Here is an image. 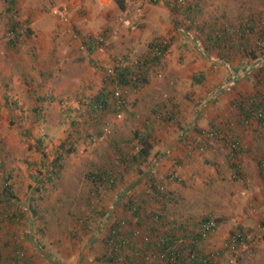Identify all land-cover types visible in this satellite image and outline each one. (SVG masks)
I'll return each instance as SVG.
<instances>
[{
	"label": "rangeland",
	"instance_id": "rangeland-1",
	"mask_svg": "<svg viewBox=\"0 0 264 264\" xmlns=\"http://www.w3.org/2000/svg\"><path fill=\"white\" fill-rule=\"evenodd\" d=\"M155 1L124 0L122 10L117 6L116 0H17L13 18H16L21 25L15 28V32L17 31L19 35L11 40L9 36L12 34L8 26L12 13H7L8 0H0V70H2L0 160L6 161L9 168H20L19 165H26L25 163L30 161L35 165L31 172L22 171L16 175L14 189L17 194L25 197L26 192L31 191L34 183L32 176L36 174V163L42 156L48 155L49 159H53L55 149L60 147L62 141L73 138L75 134H83L81 139L72 143L74 152L70 156L71 161H65L59 167L54 183L48 185L50 190L39 205L41 214L36 216L38 227L45 226L46 229V232L40 233L36 225L34 228L36 243L45 246L44 250L52 259L59 262L58 264H94L96 262L94 260L98 259L99 253L104 248L102 241L86 248L84 244L89 236L88 232L82 235L78 228H76L78 230L76 239L65 235L67 226H70L72 231L74 228L72 222L67 224L68 218H72L75 213L74 210L70 213L68 208L73 205L78 207L83 201L86 202L85 198L89 194L88 192L86 195L87 186H82L81 178L86 171L84 164H87L94 153L92 150L97 148L106 150L107 147H111L109 145V142H112L111 138L120 134H127V137L133 138L134 130H143L145 117L150 116L153 109L158 108L156 103L161 101L168 102V108H171L172 100L181 103V112L173 114L171 118L169 116L158 123L155 122L153 126L148 125L150 127L148 130L152 132L155 141L153 150L157 152L167 150L165 153L167 158L160 162V167L165 169L166 165L175 163L176 158H191L184 165H177L181 181L175 183V190L181 193L183 201L178 209L182 213H185L184 211L192 213L193 215L190 216L194 218L205 213L222 218L224 234L221 238L214 239L215 235L213 238L212 236L205 238L206 241L209 240L207 246H212L214 250L218 249V246L222 248L233 234L241 230L248 232L242 242L240 240L238 253H228L222 258L215 256L217 264H229L233 263V260H239L238 263L233 264H251L249 261L254 260L250 259L245 249L254 244L252 240H260V237L264 236V179H257V176L254 178L252 174H247L246 166L242 162L244 172L240 179L236 178L233 170L226 164L225 144L222 145L217 141L218 138H207L204 133L197 134L200 128L214 134L213 130L207 128V119L209 115L216 114V125L222 131L220 135L232 136L239 133L252 138L250 132L253 127L245 125L247 131L240 130L242 128L240 125L229 129L225 120L233 112L229 102L237 91L244 92L242 97L244 98L245 95L250 96L259 87L264 86V62L259 67L255 65L256 59L248 54V51L254 50L261 55L260 52L264 50V46L258 47L261 32L257 31L256 24L260 22L259 20L264 22V0H198L201 3L198 6L202 7V10L196 15L195 23L222 24L224 29L228 30L230 37L224 39L227 44L225 51L230 53V62L246 64V66L252 62L255 68L248 76L245 74L246 77L240 79L226 98L227 101L218 98L215 103H207L203 111L204 118L201 119V124L205 125H197L195 128L187 126L195 113L194 107L199 102V98H203L207 93V84L205 81L191 84L193 74L205 72L208 86L214 87L226 78L227 70L221 66L223 64L211 65L212 61L205 58L193 41L187 39L185 34L178 30V27L185 28L180 20L183 15L172 11L163 3L164 0ZM58 11L64 14L65 19L58 15ZM245 20H257L253 21L256 30L240 35L242 33L240 28ZM79 25L82 26L81 29ZM28 27L31 30L30 34L24 32ZM76 31L105 36L104 45L98 48L100 52L102 51V60L100 56L92 55L98 49L90 54L79 50L77 39L74 40L70 36L76 34ZM198 35L203 36L201 33ZM158 36L163 39L173 37L169 54L162 56L157 64L150 66L148 82L137 89H130L128 93L124 92L125 88L120 86L117 80V71L120 67L131 65L139 56L146 54L149 44ZM55 39L68 42V49L75 56L65 60L67 64L61 63L55 56L45 57L46 54L52 55L53 50H56L52 47L55 46ZM134 41L139 47L136 48ZM118 47L125 50H130L131 47V52L125 53ZM217 49L218 46L211 48L209 55H216ZM61 50L66 52L67 46L62 45ZM108 68L114 71L112 79L106 72ZM41 71H44V74ZM105 86L118 92L122 90L120 93L124 95L127 103L124 105L125 109H118L111 98L110 105L96 121L89 113V101L103 91ZM153 90L156 93H150ZM173 93H177L176 98ZM224 94L228 92L225 91ZM42 95L44 99L39 100L38 96L42 97ZM38 107L42 109L43 119L41 117L38 119L36 115ZM183 126L187 128L185 133L181 131ZM104 128L110 131L109 134L104 139L102 136L101 140L97 139L95 130H104ZM256 131L259 133L255 131L252 133L264 137V126ZM70 132L74 135L70 136ZM202 139L207 141L202 143L203 147L207 146L203 150L197 147V142L200 143ZM244 141L248 142L249 139L244 137ZM133 145L134 143L127 139L121 148L136 151L141 146ZM147 169L148 166H142L143 172H147ZM127 171L129 175L122 184L127 186L132 182L129 186L132 187L136 181H139L142 173L130 169ZM257 181L259 184L256 183ZM118 190L119 186L110 191L112 196L104 201L106 207ZM194 192L202 196V200L191 201L196 196ZM48 205L53 206L50 211L46 209ZM193 217L191 218L194 219ZM0 235H2L1 244L6 246L10 239L3 241V238L5 240L7 238L1 230ZM54 239L58 241L57 244L52 243L55 242ZM17 240L21 243L19 237ZM82 251L83 260L80 259ZM243 253L244 257H242ZM45 260L47 261V258Z\"/></svg>",
	"mask_w": 264,
	"mask_h": 264
},
{
	"label": "trees",
	"instance_id": "trees-1",
	"mask_svg": "<svg viewBox=\"0 0 264 264\" xmlns=\"http://www.w3.org/2000/svg\"><path fill=\"white\" fill-rule=\"evenodd\" d=\"M152 1L156 2L155 0ZM16 2L17 0H8V5L6 7L7 13H12H10L11 17L9 18L10 24L8 29H10L9 32L11 34H15L13 36L10 35L12 36L11 40L16 39L15 37L19 35L17 31L15 32V28L21 25L16 18H13V16H15L13 12ZM116 2L120 9L123 10L124 0H116ZM163 3L170 7L172 11L177 12L179 15H183V18L180 20L182 24L185 25V28L182 27L181 30L178 27V30L182 31L187 39L193 41L196 48L205 58L212 61L211 65H215V63L220 65L223 64L227 70L226 78L214 87L208 86L209 83L207 82L205 72L193 74L191 84L202 83L204 81L207 84L206 95L204 94L205 96L201 98V100L194 107V118L200 120L204 118L205 113L203 111H205L204 108L207 103H215L218 98H221V95H223L225 91L231 93V90L235 89V86L240 79L245 78L253 72L252 70L255 66L252 62L247 66L246 64L240 65L230 62V53L225 51L227 44L224 40L229 37L228 30H225L222 24H219L218 22H213L212 24H207L206 22L205 24L200 25L195 23L196 15L199 14V10H202V7H199V4L201 3L198 0H184L183 3L180 0H164ZM253 21L256 22L257 20ZM253 21L245 20L240 30L245 32V29L249 28L248 31L252 33L256 30L257 24V31L261 32L259 33V37L261 36V39H264L263 20H259L260 22H257L256 24H254ZM260 23L262 24L258 26ZM30 31L31 30L28 27L24 32H26V34H30ZM198 33L203 34V36L199 37ZM240 35L243 34L240 33ZM70 36L74 40L77 39L78 48L81 52L83 51L79 46L80 43L87 44L88 39L93 40L95 37L93 34H83L81 31H76V34L74 33ZM172 38L173 37L163 39L160 36L156 37L154 41L149 44L147 50L148 52L146 54L139 56L131 65L120 67L117 71V80L119 81V85L126 89V93H128L130 89H137L141 85L143 86L146 82H148L150 79V66L157 64V61L160 60L162 56L169 54ZM261 39L258 41V47L260 48L264 46V40L261 41ZM262 42L263 44H261ZM214 46L215 48L216 46L219 47L216 51V55H209V51H211V48H214ZM263 51L260 52L261 55L254 50L248 51V54L256 59L255 65H259V67L264 62ZM49 74H51V72H49ZM245 74L246 76H244ZM113 76L114 74L111 75L110 78ZM263 87L264 86L255 90L250 96H248V94L245 95L244 98H242L244 92H236V95L233 96L230 102L233 112L229 114L227 120H225L226 126L228 125L229 129L240 125V127H242L240 130L247 131L245 125H249L250 128L253 127L251 129L252 132H258L256 130L262 127V122L264 121ZM107 88L108 86H105L103 91L99 92L97 96L93 97L89 101V113L92 114L91 117L96 119V121L98 120L100 114L104 112L106 107L110 105L109 101L111 98L114 103L118 105V109H125L124 105H126L127 100L124 95L120 93L117 97L114 95L115 91L113 89ZM36 94L38 95L37 91ZM173 95H175L174 98H176L177 93H173ZM38 97L39 100L44 99L43 95L42 97ZM167 103L168 102L166 101L157 102L156 105L158 108L153 109L151 115L145 117L146 121L144 119L145 123L143 125V130H134L133 138L131 137V139H128L131 143H134L133 146L135 147L138 146L136 144L141 145L138 150L133 151L129 149L127 151L120 146L116 147L113 142V138H111L112 142H109L111 147H107L106 150H108V148L115 149L114 159L112 157L105 158L102 150H99V154L97 153L96 156L89 158L88 162H86V171L81 179L87 186L86 195L88 192L89 194L85 198L86 202L83 201V203L78 207L73 205L68 208L70 209V213H73V210L75 212L73 213L72 218H68L67 221V224L72 222L74 228L72 231L70 226H67L65 234L72 239H76V233L78 232L76 228H78L80 234L82 233V235H85V233L88 232L87 234L89 236L87 237V241L84 246H91L98 241L103 242V239L104 243L109 240L118 245L115 250L113 248L112 250H109V247L104 244V251L99 253L98 259L94 260L96 261L94 264L146 263V260L142 261V259H140L141 256L139 253L142 250L150 249L151 246H133L130 242L125 243V246H123V242L127 241L131 235L127 232H115L114 230L119 229L120 225L114 222L111 226L107 227L111 220V215L116 214L119 210H121L123 215L126 217L132 213L133 219L135 218L138 221V226L141 230L144 229L145 233L148 235L158 236L163 233L165 235L166 232L162 231L163 227L165 230H172L171 232L181 230L183 236L187 238L188 236H191L189 234L193 231L194 226V233H196L195 236H197L199 241H203L204 243L206 241L205 238L211 234L209 230H203L205 229V223L210 220L208 215L203 214V216L201 215L195 220L190 216L193 215L192 213H187V211L182 213L181 210L178 209L183 201L181 193H178V191L175 190V183L181 181V174L177 165H184V163L186 161H190L191 158H176L175 163L166 165L165 169L159 171L160 173H157L158 171L155 169L159 165V155L165 153L167 150L163 152L161 151L162 153L153 152L155 141L152 138V132L148 130L150 129L148 125L151 124V126H153L155 122L158 123L166 117L168 118L170 116L171 118L173 114H180L181 112V103L172 100L171 108H168ZM182 104H184V102ZM41 111V107L36 109L38 119L42 115ZM113 111H115V109H113ZM41 119L43 118L41 117ZM208 125L207 128L213 130L214 132L213 137L218 138L217 141H220L222 145L225 144L227 149L226 164L233 170L236 178L240 179L243 172L241 156L251 151V144L257 147V141L259 139L256 138L255 142L250 143V141H244V136L246 135L239 133L232 136H227L226 134L220 135L222 131L218 129V126L216 125V118H214V121ZM191 127L195 128L194 124H191ZM212 127L216 129H213ZM186 130L187 128L184 126L181 127V131L183 133L187 132ZM203 131L204 129L200 128L197 131V134L200 135L202 133H206V131ZM230 131L233 132V130ZM102 132V130H95L96 136H101ZM69 135L73 136L74 133L70 132ZM82 136V133L75 134L73 138L62 141L60 147L55 149L53 159H49L48 155H44L40 158V161L36 163V174L32 176L34 183L33 185L31 184V191L26 192L27 194L25 197L19 196L14 189L16 188L15 177L21 169L17 167L9 168L5 163L6 161L0 160V230L7 238L6 240L3 238V241H9L8 239H10V241L6 243V246H3L0 241V264H36V254H29L26 249H32L35 253L36 250L38 251V249H40L44 253L43 256L47 258V261L52 262L50 264L59 263H57L54 258L52 259L49 253L44 250L45 246H41L36 243L34 234V228H36V225L38 229L37 231L40 233L46 232L45 226L42 228L41 226L38 227V224H36V216L38 217L41 214V208L39 205L42 203L41 200L44 199V195L50 190L48 185L50 183H54L59 167L65 161H71L70 156L74 152V146L72 143L81 139ZM255 136H257L256 133ZM132 139H134V141H132ZM205 141V139H202L200 143L197 142V147L201 150L206 149L207 146H202V143H205ZM76 151H78V148ZM69 157L70 159H68ZM25 164L28 173L31 172L33 170V166H35L31 161L26 162ZM144 165L148 166L150 173L145 171L143 172L142 166ZM258 166L260 167V170L264 171L263 154L261 155ZM37 167H39V169H37ZM129 169L131 171H140L142 175L145 173L143 176L141 175L139 181H137V183H135L132 187H129L132 182H130L127 186L122 184V182L124 183L126 176L129 175L127 174L129 173L127 171ZM152 170H154L153 173L151 172ZM140 182L142 183V188L140 190L142 193L139 194L137 191L140 186ZM118 186L119 190L116 192L115 196H113L114 198L112 201L109 202L108 207H106L104 205V201L112 196L110 191ZM52 207L53 206L48 205L46 208L47 211H50ZM43 224H46V222H43ZM196 229L198 230L196 231ZM103 230L105 231V235L101 238L104 233ZM169 235L173 237L172 234L169 233ZM1 237L2 235H0V240ZM18 237L21 240V243L18 242ZM53 241H55V239ZM52 243L57 244L58 241ZM167 247L168 246H160L158 251L163 252L167 249ZM180 249L181 251H193L197 249L198 254H202V251H200L196 246H190V242L188 246H181ZM83 256L84 254L82 251L80 254L81 260H83ZM182 259L185 260L186 256L183 255Z\"/></svg>",
	"mask_w": 264,
	"mask_h": 264
},
{
	"label": "crops",
	"instance_id": "crops-1",
	"mask_svg": "<svg viewBox=\"0 0 264 264\" xmlns=\"http://www.w3.org/2000/svg\"><path fill=\"white\" fill-rule=\"evenodd\" d=\"M118 6V5H117ZM101 13V12H100ZM72 27V26H71ZM79 27H80V29L82 28V26L81 25H79ZM67 43L68 42H63L62 40H60V39H55V46H52L53 47V49H56V50H53L54 51V53L52 54V55H45V57H47V58H54V56L57 58V59H59L60 61H61V63L62 62H65V60H70V58L72 59V57L74 58L75 56L70 52V50L68 49V45H67ZM134 43V45H135V43H136V41H134L133 42ZM62 45H64V47H66L67 46V50H66V52H64L63 50H61V48H62ZM120 45V44H119ZM130 46V44H128L127 45V47H129ZM136 46V48L137 47H139V46H137V45H135ZM102 47V46H101ZM119 49L121 48V47H118ZM58 49V50H57ZM122 49V51H124L125 53H128V52H131V47H130V50L129 49H124V48H121ZM146 50V49H145ZM139 51V50H138ZM15 52V51H14ZM101 53H102V51L100 52L99 51V49L98 50H96L94 53H92V55L93 56H95V57H99L100 56V60H102L103 59V55H101ZM91 55V56H92ZM45 59V58H44ZM42 60V59H41ZM66 64H67V62H65ZM222 67H223V65H221ZM37 68H38V66H37ZM39 69V68H38ZM40 71V70H39ZM2 72V70H0V73ZM43 74H44V71H41ZM50 72H52V71H50ZM260 88V87H259ZM150 93H156V91L155 90H153V91H151ZM229 94H231L230 92H228V94H223V95H221V98L222 99H225L226 100V98L229 96ZM201 100V98H199V101ZM227 101V100H226ZM183 103V102H182ZM213 103V102H212ZM230 103V102H229ZM195 116L193 115L192 116V119L189 121V124H188V128L189 127H191V124H194V126H196L197 127V125H202L201 124V119L199 120V119H195L194 118ZM209 119H207V123L209 124V123H211L212 121H214V118H216V114H211V115H209V117H208ZM203 125H205V124H203ZM202 125V126H203ZM185 131V130H184ZM185 133V132H184ZM250 135H251V139H250V136L249 135H246V136H244V137H246V138H248L249 139V141H250V143H252V142H255V139L256 138H258L259 140L257 141V144H258V146L257 147H255L253 144H251V146H252V149H251V151L250 152H248V153H246V154H243L242 156H241V162L243 163V165L245 164V166H246V172H247V174L249 173V174H252L253 175V177L254 178H256L255 176H257V179L258 178H262V180H263V175H264V171H262V170H260V167L258 166V163H259V160H260V158H261V155L263 154L264 155V137L262 138V137H260V136H255V134L254 133H252V132H250ZM263 139V140H261V139ZM127 139H131V137L129 136V137H127V134H120V135H118V136H114L113 137V142L115 143V145H116V147H118V146H120V147H123L122 146V144L124 145V141L125 140H127ZM101 151L102 150V153H103V155H104V157L105 158H110V157H112L113 159L115 158V149H108V150H104V149H98L97 148V150H92V151H94V153L92 154V157H94V156H96V154L98 153V151ZM155 150V149H154ZM153 150V152H155V153H157V151H154ZM208 152V151H207ZM207 152H205V153H207ZM159 153V152H158ZM160 153H162V152H160ZM165 153H167V152H165ZM165 153H162V154H160L159 156H160V159H159V162H158V164H159V166H157L155 169L158 171L157 173H160L159 171H162V169H164V167L163 168H161L160 167V162H163L166 158H167V154H165ZM99 154V153H98ZM203 155H205V154H203ZM88 162V161H87ZM114 162H115V160H114ZM241 163V164H242ZM85 165V167H87V165L86 164H84ZM19 167H20V169H22V170H20L19 171V173H21L22 171H24L25 173L27 172V170H26V165H19ZM84 166H83V168H85ZM243 168H244V166H243ZM25 169V170H24ZM254 170H255V172H254ZM146 172V171H145ZM147 172H149L150 173V170H149V168L147 169ZM152 173L154 172V170H152L151 171ZM244 172V171H243ZM243 172H242V174H243ZM246 172H245V176H246ZM145 173H143V175H144ZM142 175V176H143ZM83 178V177H82ZM137 182V181H136ZM135 182V183H136ZM134 183V184H135ZM257 184H259L258 183V181L256 182ZM85 184L83 183V180H82V186H84ZM141 188H142V183H140V186L138 187V193L140 194V193H142V192H140V190H141ZM194 194L197 196H195V198L193 199V201H200V200H202L201 198H202V196H199V195H197V193L196 192H194ZM206 200L207 201H209V199H207L206 198ZM119 216H122L123 215V213H122V211H119L118 213H117ZM206 215H208V218L211 220V219H213V220H215L216 222H217V230L215 231H213V232H211V234H209V236L211 237L212 236V238H213V236L215 235V237H214V239L216 238H221V235H223L224 234V225L222 224V222H221V219L222 218H219V217H215V216H212V215H210V214H207V213H205ZM191 217H193V216H191ZM194 218V217H193ZM195 220L197 219V218H194ZM166 225V224H165ZM182 229H184L183 227H181ZM162 230H165V229H163V227H162ZM194 230H195V228H194V226H193V231L192 232H190V234L189 235H191V236H188L187 237V239H188V242H187V245L186 246H188V244H189V242H190V246H196L200 251H202L201 253H208V252H210L211 250H214V248L212 247V246H207V243H209V240L208 241H205L204 243H203V241H199V239H197V236H195L196 235V233H194ZM198 229H196V231H197ZM142 231L143 232H145L144 231V229H142ZM169 230H165V236L166 235H168L170 232H168ZM103 236L101 237V238H103L104 237V235H105V231L103 230ZM214 233H216V234H214ZM238 233H240V234H242L243 236H240ZM237 234H238V236L240 237V239H241V242H242V240H243V238L245 237V235H248V232L247 231H240V232H238ZM213 234V235H212ZM66 235V234H65ZM194 235V236H193ZM162 236H164V233L162 234ZM208 236V238H210ZM191 237H193V241H190L189 239L191 238ZM222 237H224V236H222ZM207 238V237H206ZM253 242H254V244H251V246L250 247H246V249H245V251H248V256L250 257V259L251 260H254V261H249L251 264H264V236H261L260 237V240H252ZM211 242V241H210ZM103 243H104V239H103ZM252 243V242H251ZM105 244V243H104ZM87 245V244H86ZM211 245V244H210ZM104 246V245H103ZM140 246H151L150 247V249L151 248H153V246H152V244L150 243V244H145V245H140ZM86 248H88V247H90V246H85ZM240 247V246H239ZM99 248H101L100 246H99ZM218 248H220V246H218ZM46 249V248H45ZM104 249V248H103ZM239 249L240 248H238L237 249V251L236 252H234V253H232L230 250H228L227 248H224L223 247V250H221V252H220V254H219V256L222 258L224 255H226V254H228V253H231V254H235V253H238V251H239ZM27 250V252L29 253V254H36V257H35V260H36V264H50V263H52L51 261H46L45 259V257L43 256V252L41 253V250L40 249H38V251L36 250V253L31 249H26ZM155 250V249H154ZM154 250L153 251H149L148 250V253H154ZM104 251V250H103ZM196 252L198 251L197 249L195 250ZM198 253V252H197ZM239 254H241V253H239ZM236 257H237V255H236ZM242 257H244V253L242 254ZM42 258H45V259H42ZM234 262H236V263H238L239 262V260H237V261H234L233 260V263ZM231 263V262H230ZM229 263V264H230ZM233 263H231V264H233Z\"/></svg>",
	"mask_w": 264,
	"mask_h": 264
},
{
	"label": "built area",
	"instance_id": "built-area-1",
	"mask_svg": "<svg viewBox=\"0 0 264 264\" xmlns=\"http://www.w3.org/2000/svg\"><path fill=\"white\" fill-rule=\"evenodd\" d=\"M182 3L184 0H180ZM63 11V10H62ZM59 16H63L61 11H58ZM64 18V16H63ZM65 19V18H64ZM262 23L258 24L260 26ZM247 28V27H246ZM249 28L245 29V32H242V34H249L250 32L248 31ZM14 34H12L13 36ZM12 36H9V39L12 38ZM106 41L105 36L103 35H96L93 40L88 39L87 44L80 43V48L83 52L86 54H89L93 52L94 50L100 48ZM107 74L110 76L112 75L113 69L108 68L106 70ZM123 87V86H122ZM122 92V90H120ZM120 92L118 90H115L114 95L119 96ZM126 92V89L124 90ZM253 100V99H252ZM118 107V105H117ZM119 108V107H118ZM262 126H264V121L262 122ZM102 139H104L107 134H109V130H102ZM204 135L207 138H212L213 133L211 131H208L204 133ZM101 136H98L97 139L101 140ZM111 220L108 223L107 227L111 226V224L114 222L118 225H120L119 229L114 230L115 232H127L130 235V238H128L127 241L123 242V246H125V243L130 242L133 246H140V245H145V244H152L154 246V249H148L149 251H153L154 253H148V250H142L139 254L141 256L140 259L142 261L146 260L145 264H217V260L214 258L215 256H219L220 250H223L224 248H227L230 250L232 253L236 252L238 249V245L240 243V237L238 234H233L232 236L229 237V239L225 242V245L222 246V248H218L216 250H212L208 253H202L198 254L195 250L193 251H181L180 247L181 246H186L188 239L185 238L182 234L181 230H177L176 232H171L172 230H169L170 234L173 235L171 237L169 234L162 236L159 234L158 236H152L148 235L147 233L143 232L141 228L138 226V221L134 218L132 213L129 214V216H118V214H112L111 215ZM217 222L213 219L209 220L208 222L205 223V226L203 230H209V232H213L214 230H217ZM163 231V230H162ZM165 232V231H163ZM194 236V235H193ZM190 241H193V237L189 239ZM104 244V243H103ZM106 246H108L109 250H112V248L115 250V248L118 246L114 244L112 241L107 240L105 243ZM160 246H168L167 249L163 252L158 251ZM207 254V255H204ZM185 255L186 259L183 260L182 256Z\"/></svg>",
	"mask_w": 264,
	"mask_h": 264
},
{
	"label": "clouds",
	"instance_id": "clouds-1",
	"mask_svg": "<svg viewBox=\"0 0 264 264\" xmlns=\"http://www.w3.org/2000/svg\"><path fill=\"white\" fill-rule=\"evenodd\" d=\"M114 72V71H113ZM113 75V74H112Z\"/></svg>",
	"mask_w": 264,
	"mask_h": 264
}]
</instances>
